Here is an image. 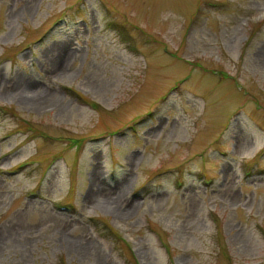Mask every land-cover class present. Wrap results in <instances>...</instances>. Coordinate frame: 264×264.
I'll list each match as a JSON object with an SVG mask.
<instances>
[{
  "label": "rangeland",
  "instance_id": "374dc122",
  "mask_svg": "<svg viewBox=\"0 0 264 264\" xmlns=\"http://www.w3.org/2000/svg\"><path fill=\"white\" fill-rule=\"evenodd\" d=\"M262 52L264 0H0V264H264Z\"/></svg>",
  "mask_w": 264,
  "mask_h": 264
},
{
  "label": "bare ground",
  "instance_id": "6f19581e",
  "mask_svg": "<svg viewBox=\"0 0 264 264\" xmlns=\"http://www.w3.org/2000/svg\"><path fill=\"white\" fill-rule=\"evenodd\" d=\"M55 48V47H53ZM262 56L264 58V52H262ZM29 85V84H27ZM25 92L27 94H30L29 96H27L26 100L28 102H30L32 105L34 106H39L41 104V102L46 99V96L44 94H41L40 91H36L35 89H33L31 86H26ZM53 99V98H52ZM49 101V100H48ZM47 103V102H44ZM53 104V103H52ZM47 105V104H46ZM42 106V105H41ZM93 177H91V181H93ZM94 184V183H93Z\"/></svg>",
  "mask_w": 264,
  "mask_h": 264
},
{
  "label": "trees",
  "instance_id": "16d2710c",
  "mask_svg": "<svg viewBox=\"0 0 264 264\" xmlns=\"http://www.w3.org/2000/svg\"><path fill=\"white\" fill-rule=\"evenodd\" d=\"M107 229L109 230V232H108V233L112 234V232L110 231L109 227H107ZM105 236H106V235H105ZM113 236H114V234H113Z\"/></svg>",
  "mask_w": 264,
  "mask_h": 264
}]
</instances>
